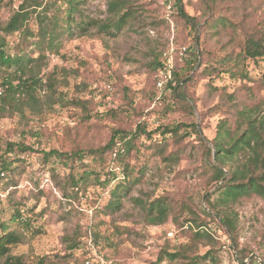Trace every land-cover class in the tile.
<instances>
[{
	"label": "rangeland",
	"instance_id": "rangeland-1",
	"mask_svg": "<svg viewBox=\"0 0 264 264\" xmlns=\"http://www.w3.org/2000/svg\"><path fill=\"white\" fill-rule=\"evenodd\" d=\"M130 1L140 7L115 36L94 27L87 35L65 34L57 53L43 50L38 57V51L27 49L33 58L27 74L44 83L35 92L41 105L0 115V154L7 141L31 148L27 153L7 154L9 168L0 179V223L20 237L9 254L21 255L26 264H86V260L90 264H180L179 258L170 260L165 252L190 244L191 233L202 221L201 228L212 240L197 241L188 253L203 255L209 250L214 261L207 255L200 264H237L239 251L246 256L245 263L263 264L264 199L246 197L235 206V239L202 209L209 211L205 197L216 198L219 185L208 183L214 152L209 158L205 146L212 147L222 121L235 127L237 110L255 104L264 107V57L239 65L245 78H232L228 72L216 76L204 69L242 50L245 34L262 26L264 0ZM178 1L192 21L179 16ZM24 2L0 0V21ZM46 2L52 0H42ZM83 8L98 22L110 15L107 0H85ZM213 14L226 16L230 24L219 23L215 32L209 31L204 21ZM19 36L9 38L10 52ZM166 53L177 73L172 85L183 78L176 91L166 89L167 83L162 89L156 85L162 76L153 62H162ZM49 74L54 77L50 86ZM139 123L152 135L136 141L129 164L146 168L126 195L125 190L119 191L120 206L113 211L108 204L111 188L122 174L119 164L107 167L88 154L74 165L55 156L43 160V152L49 150L97 148L116 129L135 130ZM174 124H182L179 137L159 134L158 129ZM154 144L162 146L163 156L154 153ZM171 155L178 156L176 161L164 159ZM110 166L118 178L105 183ZM84 171L85 181L62 191L68 175L77 180ZM135 197L144 202L166 200L167 218L150 223ZM14 204L31 221L32 230H26L21 220H11ZM73 238L77 243L69 248Z\"/></svg>",
	"mask_w": 264,
	"mask_h": 264
},
{
	"label": "trees",
	"instance_id": "trees-1",
	"mask_svg": "<svg viewBox=\"0 0 264 264\" xmlns=\"http://www.w3.org/2000/svg\"><path fill=\"white\" fill-rule=\"evenodd\" d=\"M211 1L214 3V0ZM24 3L6 20L0 21V72L5 73L3 77L0 76V85L4 88L0 95V115H13L15 112H20L24 106L34 108L41 105L35 92L44 83L42 79L27 74L28 65L33 61L27 49H31L33 52L38 51V57L42 55L43 50L57 53L65 34L87 35L88 31L94 27L99 33L115 36L140 7L130 0H107V9L110 15L104 21L98 22L84 12L85 0H52V2L44 4L42 0H25ZM59 3L63 5L58 6ZM39 7L41 8L37 11ZM178 14L183 20L192 21L180 4ZM31 23L35 25L34 28ZM219 23L226 27L230 21L226 16L220 14H213L207 23L206 20L204 21V25L213 32L216 31V25ZM15 33H19L20 36L16 44L13 45V51L10 52L9 38ZM242 46L240 52L224 56L217 61V66L211 65L205 68L204 72L207 74L216 72V76L221 72H228L232 78L239 76L245 78L247 75L239 65L247 60L255 61L264 57V19L258 31L252 30L245 34ZM197 60L196 53L194 62ZM161 65V62L154 60L153 68ZM172 75L174 78H170L166 82L165 88H172L174 91L181 89L179 83L183 78L177 79L176 85L173 86L172 81L177 77V73L172 70ZM52 76L53 74L46 76L48 86L53 81L54 77ZM182 101L184 103V99ZM82 103H87V101L84 100ZM188 107L190 112L191 107L189 105ZM237 111L235 127L232 128L228 125L226 120L222 121L218 126L216 136L211 140L212 147L205 146L209 158H211L212 151L214 152V161L209 159L208 183L212 184L211 187L218 183L219 185L215 190L218 192L216 198L211 199L210 195L205 197V204L209 211L214 213V216L209 211L202 209L207 217L218 219L219 224L234 239L237 229L235 206L246 197L257 196L264 199V107L261 108L255 104L247 109ZM111 113L113 114V111ZM181 126L182 124L166 125L158 131L159 134L170 133L176 138L179 137ZM193 129L197 132L196 125H193ZM142 135L150 138L152 131L147 132L145 125L139 123L135 130L116 129L108 141L97 148H88L87 151L75 148L71 152L49 150L43 152V160L45 162L49 157L55 156L64 163L70 161L74 165L76 161L82 160L84 154H88L107 164V167L114 162L119 164L122 170L120 178L112 166L105 172L108 177L104 180L105 183L118 178L111 188L108 204L110 211H113L120 206L119 191L125 190L126 195L143 176L146 167L139 166L136 169L129 164L130 151L136 148V141ZM151 149L155 150L154 153L159 156H163L162 146L157 147L154 144ZM28 151H31V148L23 143L7 141L5 149L0 154V179L9 168L5 156L7 154H23ZM177 157L171 155L164 159L174 162ZM86 173L84 171L77 180L75 176L68 175L65 186L61 187L62 191L66 193L67 186L77 187L79 181H85ZM133 200L140 205L150 223H157L167 218L170 204L166 200L157 198L151 202H144L137 197ZM13 211L11 220H21L26 230H32L31 221L26 216L23 217V210L18 207V204H14ZM204 224L202 221L197 222V229L190 235L191 243L181 245L176 252H165L166 257L170 260L179 258L180 264H200L202 261H206L207 255H210V261H214L213 253L209 250L203 255H189L188 253L190 245L196 244L197 241L203 238L212 240L210 234L201 228ZM19 241V235L12 230L9 231L6 224L0 223V264H26L21 255L9 254L11 246ZM76 243L77 241L73 238L68 247L72 248ZM241 253L239 251L237 264H248L244 262L246 256Z\"/></svg>",
	"mask_w": 264,
	"mask_h": 264
},
{
	"label": "built area",
	"instance_id": "built-area-1",
	"mask_svg": "<svg viewBox=\"0 0 264 264\" xmlns=\"http://www.w3.org/2000/svg\"><path fill=\"white\" fill-rule=\"evenodd\" d=\"M168 8L170 9L171 6L168 5ZM164 55L165 58L162 60V65L158 69L159 75L162 76V78H158L156 82V85L159 89H162L164 87L165 83L171 78L172 75L173 64L171 57L167 53ZM3 91L4 88L0 85V95L3 93ZM85 263L90 264L89 260H86Z\"/></svg>",
	"mask_w": 264,
	"mask_h": 264
}]
</instances>
